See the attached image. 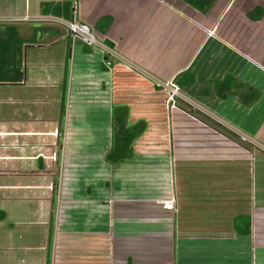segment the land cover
<instances>
[{"label": "crops", "instance_id": "0c3cea01", "mask_svg": "<svg viewBox=\"0 0 264 264\" xmlns=\"http://www.w3.org/2000/svg\"><path fill=\"white\" fill-rule=\"evenodd\" d=\"M69 2L70 21L91 28L102 43L112 46L110 50L136 65L133 73L126 74L108 56L110 67L102 69V60L91 48L70 44L65 27L40 21L67 22L45 14L49 8L44 6L60 9ZM106 19L110 23L104 28ZM97 23L104 28L101 32ZM63 31L69 50L62 90L68 73L91 57L101 88L106 89L105 79L114 75V90H140L152 99L164 94L160 84L171 81L183 97L167 119L172 180L168 175L165 194L173 193L177 211L171 216L159 208L160 222L173 234L172 252L159 264H252L253 255L257 264H264V0H215L206 14L180 0H0V37L6 46H15L10 57L19 62L18 70L5 72L0 81L6 90L0 95V107L6 110L0 113H17V107L28 103L47 109L40 90L59 87L61 79L51 70L61 63L34 65L37 72L29 74L22 68L24 49L56 43ZM228 32L237 36L235 41L225 39ZM27 90L39 91L38 98L22 96ZM143 102L139 97L136 107L146 115L133 118L127 102L112 104L127 107L130 125H145L132 143L133 159L115 166L132 162L134 144L152 132L162 144L166 131L161 104L160 109H148L152 104ZM58 128L59 121L0 120V264H45L47 254L50 261L48 237L58 219ZM110 129L111 124L107 151ZM254 213L261 222H253ZM239 216L249 217L247 236L232 228Z\"/></svg>", "mask_w": 264, "mask_h": 264}, {"label": "rangeland", "instance_id": "374dc122", "mask_svg": "<svg viewBox=\"0 0 264 264\" xmlns=\"http://www.w3.org/2000/svg\"><path fill=\"white\" fill-rule=\"evenodd\" d=\"M236 38L229 32L225 34L228 41H235ZM67 46L68 40L64 36L56 43L43 46L45 48L41 49L44 50L24 49L26 55L23 54L22 68L24 66L29 74L37 72L34 65L57 66V63H61L59 68L52 67L51 70L53 76L60 77V85L55 90H40L44 93L40 101L46 103L47 109L28 103L17 107V113H0V120L5 117L21 122L59 121L62 76L67 63L65 54L69 50ZM108 53L120 63L122 70H125L123 67L126 63L136 67L129 60L119 57L114 50ZM92 55H98L97 50H93ZM90 58L88 62L84 59L80 68L67 75L64 116L59 125L61 134L57 132L54 142L59 153L54 179V203L57 205L58 219L53 224L48 264H127L125 259H130V264H159L170 256L173 240V234L160 222L163 216L157 204L167 196L168 175L172 180L171 145L166 137L170 111L166 106V96L156 94L150 96L151 99L140 90H114L117 83L113 80L114 75L107 82L105 79L106 89L101 88L100 73L94 67L92 73ZM125 72L128 74L127 70ZM76 74L78 81L74 80ZM27 91L22 96L38 98L39 91ZM4 92L6 90L0 88V95ZM139 97L145 100L144 104H152L144 108L152 109L155 105L160 109L161 104L160 118L166 131L160 140L162 144L158 143L157 134L154 133V136L150 132L152 136L148 135L134 144L132 162L107 166L102 155L109 146L110 107L118 101L127 102L132 118L143 115L144 111L136 107ZM0 109L5 112L6 107L1 106ZM11 110L15 111L16 107L12 106ZM154 128V132L159 129L155 125ZM251 218L255 223L261 222L257 213ZM251 261L252 264L260 262L254 255Z\"/></svg>", "mask_w": 264, "mask_h": 264}, {"label": "trees", "instance_id": "16d2710c", "mask_svg": "<svg viewBox=\"0 0 264 264\" xmlns=\"http://www.w3.org/2000/svg\"><path fill=\"white\" fill-rule=\"evenodd\" d=\"M195 11L200 12L201 14H206L210 9L215 0H180ZM71 2L61 4L60 9L56 5L47 6L44 8H49L48 12L44 11L46 14H50L55 17H62L64 20L70 21L71 19ZM59 9V10H58ZM110 21L106 19L105 27L109 25ZM98 23L96 24V28ZM103 28V29H104ZM99 29V28H98ZM103 29H99L100 32ZM0 81L4 80L5 72H14L18 70L19 62H15L13 57L14 52L16 51L15 46L8 45L7 49L4 46L6 41L0 37ZM4 43V44H3ZM108 49H112L110 44L103 43ZM87 49V48H84ZM11 59V61H10ZM102 69L105 67V62L107 61V56H102ZM64 91L62 90L61 103H60V116H59V125L62 123L64 116ZM128 109L125 106L113 107L111 106L110 110V148L104 154L103 160L106 164L110 166H115L119 162L131 161L133 159V153L131 150L132 143L136 138H138L144 131L145 125L143 122H137L133 125H130L128 122ZM59 134L61 133L60 128H58ZM249 217L248 216H239L233 220L232 228L238 235L247 236L249 234ZM51 242V235L49 234L48 243ZM49 263V254L46 255L45 264Z\"/></svg>", "mask_w": 264, "mask_h": 264}, {"label": "built area", "instance_id": "2783aa9c", "mask_svg": "<svg viewBox=\"0 0 264 264\" xmlns=\"http://www.w3.org/2000/svg\"><path fill=\"white\" fill-rule=\"evenodd\" d=\"M21 20H27V19L22 18ZM40 21L57 23L65 27L70 37V44H74L75 42H78L87 48H91L92 50H97L98 55L100 57L106 55L108 57L115 59L114 57L110 56V54L108 53L110 49H108L102 43V41L96 36L95 32L91 28L87 27L88 32H85L83 29L79 27V24L76 23L74 20L65 22L55 18H42V20ZM104 64L105 67L109 69L110 62L106 61ZM123 68L127 71H133L135 69L131 64L127 65V63L126 66ZM159 87L163 90L166 96L165 102H166V106H168L169 111H171L174 108L176 101L183 100V97L180 95L178 88L172 82H163L162 84L159 85ZM157 204L159 205L160 210L166 213L167 215L173 216L177 211L176 199L173 196L172 192L169 193L165 197V199L159 200Z\"/></svg>", "mask_w": 264, "mask_h": 264}, {"label": "water", "instance_id": "95a60500", "mask_svg": "<svg viewBox=\"0 0 264 264\" xmlns=\"http://www.w3.org/2000/svg\"><path fill=\"white\" fill-rule=\"evenodd\" d=\"M79 27L83 29L85 32H88V28L82 24H79Z\"/></svg>", "mask_w": 264, "mask_h": 264}]
</instances>
